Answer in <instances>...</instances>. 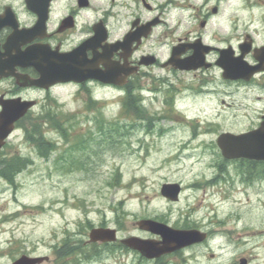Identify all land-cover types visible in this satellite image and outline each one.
I'll return each mask as SVG.
<instances>
[{
	"label": "rangeland",
	"instance_id": "1",
	"mask_svg": "<svg viewBox=\"0 0 264 264\" xmlns=\"http://www.w3.org/2000/svg\"><path fill=\"white\" fill-rule=\"evenodd\" d=\"M167 78L180 86L171 95L175 111L185 119L172 111L175 118L162 117L168 109L164 92L155 98L143 90L135 111L131 100L123 106V93L97 89L96 103H90L87 95L75 94V87L68 86L54 90L56 103L50 111L59 113L63 125L72 126L69 142L43 124L46 137L59 147L44 158L26 141L24 127L11 134L5 156L18 154L32 162L16 177V188L0 177V264H10L21 254L47 255L50 260L42 264H59L54 247L63 251L65 242L81 240L85 253L101 252L75 264H160L123 245L99 250L85 244L90 225L101 224L115 228L118 238L160 239L137 226L141 219L211 232L203 244L159 257L162 264H239L241 258L247 264H264V179L258 175L251 184L242 179L244 170L258 173L263 165L250 168L244 160L224 159L216 144L220 132H242L249 123H197L209 99L196 93L200 80L191 74ZM98 120L104 132L98 130ZM80 136L89 149L59 159L63 147H75ZM167 182L182 186L178 201L161 196L160 187ZM77 258L67 256L68 261Z\"/></svg>",
	"mask_w": 264,
	"mask_h": 264
},
{
	"label": "flooded vegetation",
	"instance_id": "2",
	"mask_svg": "<svg viewBox=\"0 0 264 264\" xmlns=\"http://www.w3.org/2000/svg\"><path fill=\"white\" fill-rule=\"evenodd\" d=\"M188 58L192 68H180ZM81 68L86 80L48 84ZM0 73V110L3 103H35L16 129L29 120L38 131L48 125L60 88L73 86L90 103L97 89L122 91L140 104L148 89L155 98L168 94L166 104L180 89L167 76L191 74L200 80L196 93L209 95L196 122L243 119L248 131L264 124V0H0ZM40 78V85L28 84ZM169 111L185 118L172 107L162 117L175 118ZM262 172L244 170L243 182ZM10 173L11 181L2 180L16 188L17 175ZM206 233L204 242L211 237Z\"/></svg>",
	"mask_w": 264,
	"mask_h": 264
},
{
	"label": "water",
	"instance_id": "3",
	"mask_svg": "<svg viewBox=\"0 0 264 264\" xmlns=\"http://www.w3.org/2000/svg\"><path fill=\"white\" fill-rule=\"evenodd\" d=\"M192 63V58L183 60L180 68L190 69L192 68ZM82 73L83 71L81 69H77V71L72 72L70 75L59 79H53L49 83L67 80L81 81L87 78V76L82 75ZM2 75L5 74L0 73V76ZM97 77L102 81L107 80L104 76ZM42 79L43 78L33 80V83L40 85ZM32 104V101H22L3 105V110L0 112V147L13 130L14 122L23 116ZM216 143L222 156L226 159L247 158L264 161V124L240 134L222 132L217 136ZM179 191L180 185L178 183H164L160 188L161 195L172 201L178 200ZM136 224L140 229L159 235L160 240L129 236L121 239V243L131 249L139 251L141 255L146 258H156L185 246L201 242L206 238V233L198 229L173 228L153 219H141L137 221ZM115 240V229L108 227H93L89 231V241L91 242H112ZM47 259V256L22 255L14 260L12 264H40ZM239 263L246 264L247 260L241 258Z\"/></svg>",
	"mask_w": 264,
	"mask_h": 264
},
{
	"label": "trees",
	"instance_id": "4",
	"mask_svg": "<svg viewBox=\"0 0 264 264\" xmlns=\"http://www.w3.org/2000/svg\"><path fill=\"white\" fill-rule=\"evenodd\" d=\"M129 102V99L125 100L123 102V106H129L127 103ZM130 103V102H129ZM131 105V103H130ZM132 109V106H130ZM98 124V130L101 132H104L103 130V124H102V120H98L97 121ZM54 126L58 129H62L65 130L64 125L59 122L56 118L54 119ZM26 133H25V138L26 140H28L29 142H31L35 148L37 149L38 153L41 156H45L47 157L50 152L54 149H56V144L54 141L49 140L47 138H45L41 133H37V129H33V125L30 124V128L26 129ZM105 138H110V136H107ZM87 140L83 137H78V139H76L75 141V147H71L70 148V156L72 151L74 150H85L86 149V145H87ZM64 158V153H62L59 156V159H63ZM32 160L29 157H23V156H19V155H14L12 156L8 161H3L2 163H0V169H7L6 171H2L0 173L1 176L5 177L6 179L11 181V173L10 171L13 172V174H15V172H18L20 170H22L23 168H25L26 166H28L29 164H31ZM7 165V166H6ZM68 241V239L66 240ZM71 243V244H70ZM67 243L65 242V247L63 249V251H56V247H54V250L56 252L57 255V261L59 264H75L77 263L79 260L81 261L82 259L85 258H89V257H84L85 255H97L100 254L99 252H101V247H107L109 244H103L102 246H99V244H92V247L96 246V248L98 247V249L100 251H94V252H87L85 253L84 250V245H83V240L79 241V243ZM111 246H117V247H121V245H117V244H110ZM73 256L75 258V260L72 261H68L67 260V256ZM83 255V256H82ZM90 259V258H89ZM157 262H160V264H162V260L158 259L156 260Z\"/></svg>",
	"mask_w": 264,
	"mask_h": 264
}]
</instances>
